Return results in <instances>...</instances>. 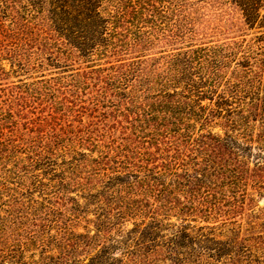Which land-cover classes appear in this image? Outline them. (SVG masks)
<instances>
[{"label":"trees","instance_id":"1","mask_svg":"<svg viewBox=\"0 0 264 264\" xmlns=\"http://www.w3.org/2000/svg\"><path fill=\"white\" fill-rule=\"evenodd\" d=\"M15 4L0 264H264V0Z\"/></svg>","mask_w":264,"mask_h":264},{"label":"rangeland","instance_id":"2","mask_svg":"<svg viewBox=\"0 0 264 264\" xmlns=\"http://www.w3.org/2000/svg\"><path fill=\"white\" fill-rule=\"evenodd\" d=\"M14 9H17L15 0H0V70L4 69L8 73L7 75L0 77V91L8 86L21 84V81L33 82L34 80H37L38 76L43 75L40 73L34 75L10 74V71H12V69L14 68V64L13 61H11L12 59L10 56L11 50L13 49L14 38H16L10 31V29L14 30L12 24ZM212 19L216 21V17ZM235 19H237V25L240 26L239 29H235L230 34L223 36H214L212 39H209L214 41H223L226 38L238 37L240 35L253 33L252 31L248 32L246 28L241 25L242 20L238 13H235ZM75 67H77V65ZM58 71L60 70H53L51 68H48V70H46L44 74L47 75ZM32 116L33 115H28L26 117H28V119H33ZM86 120L88 119L86 118ZM19 135H21V137L25 139H31L32 137H34V135L31 133H20ZM254 205L264 207V199H258Z\"/></svg>","mask_w":264,"mask_h":264}]
</instances>
